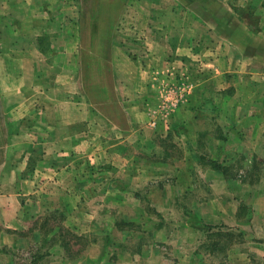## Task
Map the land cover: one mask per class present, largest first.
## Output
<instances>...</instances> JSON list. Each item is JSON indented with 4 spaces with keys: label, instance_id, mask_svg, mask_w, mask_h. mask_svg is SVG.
<instances>
[{
    "label": "rangeland",
    "instance_id": "obj_1",
    "mask_svg": "<svg viewBox=\"0 0 264 264\" xmlns=\"http://www.w3.org/2000/svg\"><path fill=\"white\" fill-rule=\"evenodd\" d=\"M51 1L50 7L68 11L92 9L103 3ZM145 1L149 2L146 5L166 8V0ZM174 1L176 23L199 27L202 22L218 27L220 32L215 34L222 39L220 52L219 40L211 44L204 39L206 56L216 50L218 63L205 66L200 58L184 64L174 59L153 69L151 83L158 101L150 107L149 122L141 120L137 136L102 125L96 130L97 140L88 145L80 143L72 155L70 144H63V169L57 175L54 166L49 168L52 160L42 168L38 167L39 158L28 160L30 170L35 171L31 175L37 172L32 176V193L30 198L26 192L20 196L23 207L16 217L18 223L0 224V264H264V0ZM3 2L0 0V38L5 34ZM9 2L12 5L3 8L11 12L6 16H11L9 21L16 26L17 16L12 14L13 8L20 6L19 0ZM197 30L202 32L201 28ZM50 32L62 36L59 31ZM14 33L16 36L17 31ZM204 40L193 42L195 53L203 49ZM1 44L0 56L13 53ZM91 46L89 50L96 48ZM5 64L9 69L16 68L13 63ZM217 69L222 74L218 79L214 76ZM91 81L88 79L87 84ZM99 81H92L95 86L91 88L101 100L103 83ZM188 103L198 108L183 110ZM13 113L17 116L16 111ZM6 115L14 117L11 110ZM234 116L246 121L245 127L239 124L237 128L251 140L243 143L242 150L234 152L228 163L235 171L249 166L246 178L256 190L254 209L241 208V222L213 229L193 219L198 207L193 203L215 196L238 199L248 193L236 189L230 193L224 183L208 179L206 173L209 168H218L222 160L213 162L205 135L229 134L227 124ZM176 117L178 121L200 120L202 135L189 141L181 133L168 132ZM144 122L160 123L165 129L151 136ZM8 129L11 139L18 127L9 125ZM198 148L208 152L209 158L202 155L198 159ZM193 149L199 152L192 153ZM248 154H254L253 163ZM19 155L20 151L17 154L8 148V163H26ZM188 166L193 167L189 176L185 174ZM26 198L31 201L29 223L23 218Z\"/></svg>",
    "mask_w": 264,
    "mask_h": 264
},
{
    "label": "crops",
    "instance_id": "obj_2",
    "mask_svg": "<svg viewBox=\"0 0 264 264\" xmlns=\"http://www.w3.org/2000/svg\"><path fill=\"white\" fill-rule=\"evenodd\" d=\"M51 2L19 0L20 6H15L12 14L17 16L14 21L16 26L9 21L12 20L11 16H6L11 12L3 8L12 3L4 0L3 3L7 5L3 4L1 10L5 16L1 21L5 34L0 38V43L5 49L9 47L13 50L12 54L7 52L8 57L5 54L0 56V224L4 225L18 223L16 217L23 207L20 196L26 192V197L30 198L32 193V176L35 177L37 172L31 175L35 171L30 170L28 160L39 158L43 161V164L38 161L39 168L52 160L49 161V168L54 166L55 174H58L63 169V144H70L72 155L73 151L79 150L80 143L86 142L88 145L96 141V130L99 131L102 125L117 132L127 130L137 136L142 126L141 120L149 122V110L158 101L157 90L151 83L153 69L174 59L184 64V61L192 63L200 58L201 65L215 66L218 59L214 55H218L217 51L220 52L222 47V39L215 34L219 31L218 27L203 25L202 22L199 27H192L188 22L176 23L173 17L174 0H166L165 9L157 4L146 5L149 2L144 0H103L104 4L99 7H78L75 8L76 12L73 9L64 10L63 7L52 8ZM80 3L82 5L84 0ZM198 28L202 32L199 33ZM54 30L62 36L51 34L50 31ZM197 39L210 43L219 40V48L214 52L208 50L212 56H206L204 40L203 49L197 48V52L200 51L195 53L192 45ZM90 43L96 48L89 50V46L92 47ZM63 48L70 49L65 51ZM8 62L9 66L15 64L16 70L9 69L5 64ZM216 73V79L219 78L217 75L222 77L219 69ZM88 79L102 80L99 93L103 99L97 98L91 88L95 83L91 81L87 84ZM197 108L188 103V108L183 110L188 112ZM9 110L13 118L6 115ZM15 111L17 116L13 113ZM181 112H177L176 116ZM177 118L170 122L166 130L181 133L186 140L196 141L201 134L200 120L190 118L178 121ZM235 118L226 123L231 128L229 134H221L222 137L205 135L210 145L208 151L214 155L211 158L213 162L222 160L218 168H209L206 173L208 179L214 178L224 183L230 193L233 189L248 190V193L232 201L229 197L215 196L193 203L198 206L192 213L193 219L213 229L234 221L241 222V208L246 207L248 211L254 209L252 204L256 190L246 178L249 166L235 171L228 163L230 157L234 156L232 154L242 150L243 143H250L251 140L249 135H242L237 128L239 124L245 127L246 121ZM9 125L18 127L11 139ZM143 127L151 136L158 129H165L160 123L144 122ZM8 148L17 154L20 151L19 156L26 163L9 164ZM198 149H193L192 153ZM199 153L198 159L203 156L209 158L208 152L200 150ZM246 156L253 163L254 154ZM191 168H186V175L193 173ZM27 198L23 218L29 223L27 211L31 201ZM234 202H239V205Z\"/></svg>",
    "mask_w": 264,
    "mask_h": 264
}]
</instances>
